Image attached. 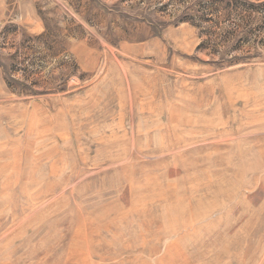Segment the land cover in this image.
I'll use <instances>...</instances> for the list:
<instances>
[{"label":"rangeland","instance_id":"rangeland-1","mask_svg":"<svg viewBox=\"0 0 264 264\" xmlns=\"http://www.w3.org/2000/svg\"><path fill=\"white\" fill-rule=\"evenodd\" d=\"M187 6L0 0V264H264V45Z\"/></svg>","mask_w":264,"mask_h":264},{"label":"trees","instance_id":"trees-1","mask_svg":"<svg viewBox=\"0 0 264 264\" xmlns=\"http://www.w3.org/2000/svg\"><path fill=\"white\" fill-rule=\"evenodd\" d=\"M191 20L203 29L200 49L241 51L247 45H264V0H186ZM168 5V4H167ZM167 5H164L166 7Z\"/></svg>","mask_w":264,"mask_h":264}]
</instances>
